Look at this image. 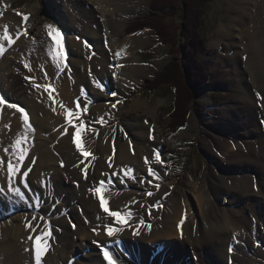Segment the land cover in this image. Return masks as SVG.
<instances>
[{
    "label": "bare ground",
    "instance_id": "6f19581e",
    "mask_svg": "<svg viewBox=\"0 0 264 264\" xmlns=\"http://www.w3.org/2000/svg\"><path fill=\"white\" fill-rule=\"evenodd\" d=\"M54 1L57 4L61 0ZM83 1L91 4L93 11L100 15L99 22L102 26L116 25L120 15L129 9L127 5L129 0ZM238 5L239 10L236 11V15L246 14L245 18H247L252 8L250 0H241ZM69 6L72 11L75 9L73 5ZM55 8L58 9L53 17L60 26L61 22L65 23L67 8L58 4ZM4 10L6 13L0 21L1 36L6 26L14 38L16 34L13 33V29L18 24L17 18L8 14L7 9ZM78 15L71 14L72 18H70L77 20ZM81 20L83 21L82 18ZM100 23L95 24L90 20L85 23L86 27L83 26L79 30L75 26L77 30L75 39L77 38L79 42L71 38L68 45L71 50L69 58H66L61 36L57 38L61 47L59 61L66 63L65 66L68 68H73L75 75H72L71 79L65 77L57 84H50L47 87L46 85L52 80L50 75L43 72L38 74L34 71L35 73L30 77L33 87H30L24 98L28 100L21 102V107L16 105L15 110L10 109L13 107L9 105H12L11 102L19 101L12 98L15 93L12 94L9 90H12L14 84L26 79L22 72L40 67L42 63L38 61L40 59L28 63L25 58L18 57L14 63L19 66L21 72L12 68L3 72V69L10 64V59L6 58L11 48H6L0 58V96L5 98L0 103L1 140L6 141L2 143L1 151L11 160L14 168L19 163V171L12 175L11 180L7 167L3 166L0 169V264H36L34 251L36 244L41 247L45 244L48 246L41 256L40 264L69 262L103 264L98 254L91 252L101 245L108 247L114 253L115 264H138L128 255V251H132L131 244H148L159 237L171 240L166 252L168 263L173 264L178 261L180 264H198L194 263V259L198 258L201 259L199 264H264V110L258 109V104L263 105L264 108V41L262 40L258 47L254 45L252 49L254 60L253 56L247 57L248 66H253L250 68L253 70L249 71L251 78L248 83L260 93L263 102L259 101V98L256 101L251 98L246 104L241 105L239 110L242 122L238 128L249 124L251 131L244 129L241 138H236L238 134L236 133L231 140L223 139L225 137L220 133L214 135L220 142L219 144L211 142L220 147L217 153H211L215 161L213 169L218 173L217 175L208 173L199 179L202 193L195 196L198 205L194 207L186 199L180 201V196L176 194L179 184L168 169L169 164L163 154V140L155 131H146L143 126V124L150 125L148 123L150 121L133 118L131 122L136 140L141 143L138 147L142 155L141 160L137 152L135 154L130 152L129 155L122 152L118 156L115 146H111L109 142L103 143L101 137L104 124L99 117L104 111L114 114L109 106H111L110 99L115 96L112 90L117 82H125L136 77L144 80L151 78L155 72L162 69L163 64L150 66L136 61L137 57L128 64L127 59L132 56L130 52L133 46H140L144 41L143 37L133 36L126 38L120 44L107 42V45L102 46L99 40L101 39L102 42L101 37L103 39L107 37H100ZM24 26H27L26 23ZM116 27L118 29L122 24H117ZM58 31L61 33L60 29ZM243 31L240 32L239 37L243 36ZM83 43H87L89 47L93 46L94 51L90 50L93 55L92 53L89 55ZM125 43L131 45L128 50H125ZM86 51L87 55L84 56ZM117 58L120 60L117 61ZM232 59L231 65H237L236 56ZM26 64L28 67H25ZM237 72L239 76L237 87L244 88L245 76L241 70L238 69ZM26 73H24L25 77H28V72ZM76 77L78 78L74 79ZM51 92H55L52 94L55 102L49 105L47 96ZM19 94L22 95L20 92ZM77 98L82 102L79 108L76 105ZM52 105L56 107L55 112L50 109ZM85 105H87L86 111ZM20 108L24 111L21 112ZM68 110L79 111L81 115L69 116ZM9 114L15 120H9ZM25 114L29 116V121L35 125L37 132L44 130L45 135L51 134L46 144L39 139L32 141L26 139L24 126L21 129L18 127L19 123L24 124ZM70 120L72 123H69ZM82 121L86 124V131L80 133L77 132L75 125ZM196 123L195 114L192 113L185 131L191 133L196 130ZM212 129L209 127V131L205 130L206 138L213 134L210 132ZM9 138L14 139L11 144H8ZM17 139L21 141V147L26 150L22 161L18 160L19 149L14 154L12 148ZM55 139H59L58 144L53 142ZM243 145L248 150L246 154L242 151ZM256 145L258 149L255 148ZM5 149L8 151L5 152ZM81 149L87 150L82 152ZM218 154L221 159L217 158ZM134 155L137 160L133 159ZM42 161L44 163L39 165L38 162ZM237 163L241 166H236ZM121 169L124 175H120ZM24 172L30 174L24 176ZM249 174L255 178L252 179ZM101 182L104 183L105 191L96 193L94 190ZM254 183L260 186L258 192L253 189ZM184 184L183 195L188 193L195 195L198 192L195 191L198 185L195 184L191 174L184 177ZM9 185L12 189H18L20 194L10 191ZM22 195H25V200L22 199ZM101 197L107 200L106 207L132 213L128 221L130 225L127 227L128 234H125L126 229H123L113 237L106 236L100 240L94 237L95 234L105 233L106 224L121 227L116 225L113 218L108 217L101 208ZM156 204L158 206L154 208ZM30 208H32L31 212L28 211ZM38 211L40 212L36 215ZM69 217L75 219V229L70 227L73 224L66 225ZM141 219L144 225L137 229ZM45 222L50 223V237L47 240L37 241L35 237L41 235ZM26 223H30L35 231L27 228ZM93 229L97 231L94 232ZM135 231L139 234L134 235ZM29 236L33 239L30 240ZM121 244L126 247L125 251L116 250ZM139 251L143 252L145 248ZM147 253L153 254L151 251ZM76 255L83 257L75 260ZM106 263L108 264L107 261Z\"/></svg>",
    "mask_w": 264,
    "mask_h": 264
},
{
    "label": "rangeland",
    "instance_id": "374dc122",
    "mask_svg": "<svg viewBox=\"0 0 264 264\" xmlns=\"http://www.w3.org/2000/svg\"><path fill=\"white\" fill-rule=\"evenodd\" d=\"M240 1L241 0H205V3H203L201 6L202 13L199 17V21L201 22L198 30L204 38L203 40L205 50L198 52L196 58L198 63H200L202 67V72L205 75H208V80L207 77H204L205 82L198 87L190 78V73L188 75H185L184 80L182 79L184 81V84H187L188 89L191 91V104L186 120L184 121V127L180 128L174 134H170L166 130V126L168 125L167 115L173 110L177 96L171 84L160 85L157 90L151 92H149L148 90H144L143 86L157 79L158 76H160L163 70H165L171 62L177 63L182 73H187L189 65L186 55H189L190 50L189 48L185 47L187 39L186 36L181 34L179 24L183 22L180 19V15L178 14L180 13L179 10L181 9L180 5L182 4V0H177V3L175 0L173 1L174 10L178 11V13H170L173 8L163 6V17L159 14H156L162 17L160 25L164 28H168L170 33L174 34L173 36L175 37V46L173 47L162 46L159 42L160 40L155 36L153 32L149 30L144 29L135 33L127 31L128 24L131 20L149 14V0H134V2L132 0H129V3L127 4L129 5L128 11L120 15V17L116 20V25L122 24V27L118 29L116 25L107 26L106 24H104L102 26L99 22L100 15L93 11L91 4L83 0H61L57 3L58 5H64L67 8L68 12H66V15H68L64 19L65 23L61 22L60 26H58L56 18L53 17L54 14H56L57 9L59 8H55L57 4H55L54 0H46L45 2H43V0H0V21L2 16L5 15L4 13H6V10H4L5 8L8 10V14L10 13V15H14L17 18L16 23L19 24H16V26H14L13 33L17 34L21 31V33H23L22 37H24L23 40L21 37L12 44L14 46L11 48L6 58L7 60L10 59V64L3 69V72H5L7 69L12 68L20 73L21 71L19 70V66H16V64L14 63L15 60H17L19 57V59L25 58L26 62L28 63L33 60L40 59L38 61L42 63L41 65H43V67L40 65V67H34L32 68L33 70L28 69V71L26 72H28V77H31L32 73H35L34 71H36L38 74L40 72H43L44 74L48 73L52 80L46 85L47 87L50 86V84H57L65 77L67 79H71L72 75H75L72 70L73 68H68L67 66H65L66 63L64 64V62L60 61L59 67H57L56 63H54L51 57L48 55L50 47H52L55 42L52 41V39L49 37L48 30L45 25L52 24L53 27H58L57 30H61L60 36L62 39L61 41H63V48L65 50L64 52L66 53V58H69V56L71 55V50L68 46L71 38L79 42L77 38L75 39V33L77 31L76 27L78 28V30L83 26L86 27L85 23L90 20L95 24L100 23V37H107L105 39L101 37L102 42L101 39L99 40L102 46L107 45V42L120 44V42H123L126 38H130L133 36L143 37L144 41L140 46H133L130 52L132 56H129L127 59L128 64H131L133 58L137 57L136 61L140 63H144L150 66H154L157 63H162L163 67L158 72H155L153 77L145 80L140 77H136L130 78V80L125 82H117V85H115L114 89L112 90V93H114L115 96L110 99L111 106H109L110 110L114 112V114L109 111L100 113V121L104 124V132L101 139L103 143L109 142L111 146H115V150L118 156H120L122 152L127 153L128 155L130 154V152L133 154L137 152L140 155L141 160L142 155L138 150V147L141 145V143L136 140L135 133L131 128V122L133 118L139 121V118H141V121H150L148 122L150 123V125L143 124V126L146 128V131H155L157 133V136L163 140V154L167 159V164H169L168 169L172 173L176 182H178L177 184H179V186L176 188V194L180 196V201L186 199L188 203L191 202V204L195 207L198 205L195 196L202 193V186L199 185V179L208 173H213L214 175H217L218 173L217 170L213 169L215 161L211 156L212 152L217 153V149L220 148L219 145H214L211 143L219 142V138L214 135H218V133H220L225 137L223 139L231 140L234 138L236 133H238L236 138H241V132H244V129H250L251 131V128L249 127V124L246 125V127H244V125L241 126V129L238 128V126L242 122L239 111L240 106L246 104L251 98H254L255 101L257 98H259V101L262 100L263 102V98L260 93H258L256 89L252 88L248 83L251 78L249 71L253 70L250 69L253 66H248L249 61L247 57L248 55L253 56L254 60V52L252 50L254 49V45L255 47H258L260 45V42L262 40L264 41V0H250L252 8L247 18H245L246 14L243 16L236 15V11L239 10L238 3ZM70 4L75 8L73 11L69 9ZM77 10L78 13H76ZM69 12L72 15L79 14L76 17L77 20H75L74 18L71 19L72 16L71 14L69 15ZM165 13L167 14L166 16L164 15ZM84 14L85 16H83ZM25 16L28 17L26 21L24 19ZM81 18L83 19V21L81 20ZM244 18L246 21H248L247 24H244L246 22ZM25 23L27 25L26 27L24 26ZM23 30H26V32H23ZM241 31H243L244 34L243 36L239 37ZM1 33L2 25H0V36ZM2 43L4 44L5 48L9 47L7 41H3ZM83 45L85 49L88 50L89 55L94 51L93 46L89 47L87 43H83ZM129 46L131 45L125 43V50H128ZM147 48L151 49L146 50ZM3 55L4 53L1 54L0 58ZM86 55L87 51L85 52L84 56ZM91 55H93V53ZM235 56L237 58L235 62H238V66L234 65V67L231 64L233 60L232 58H234ZM84 58L87 59V57ZM119 60L120 59L117 58V61ZM114 61H116V59ZM238 69L241 70L245 76L246 82L244 88L243 86H241V88L237 87V79L239 77L237 76ZM26 72H22L24 78H26V75L24 74ZM77 78L78 77L74 79ZM261 79L262 77H260V80ZM260 80L258 79V81ZM8 85L9 84H7V86ZM30 87H33L31 79H24V81L21 80V83L19 81L17 84H14L12 86V90H9L12 92V94L15 93L13 95L14 97L12 98L19 101L17 103H15V101V105L21 107V102L28 100V98H24L28 94L27 91L30 89ZM19 92L22 93V95L19 94ZM54 93L55 92H51L47 96V99H49L50 101L49 105L55 102V99L52 95ZM44 97L46 98V94H44ZM157 102L158 104L156 105ZM11 103L12 105L14 104L13 102ZM113 104H115V107L112 106ZM259 105L261 104H258V109L264 110L263 105H261L260 108ZM10 109L15 110V107ZM50 109H52L53 112L56 111V107L53 105ZM192 113L195 114L197 128L196 130L189 133L186 132L185 129L187 127L189 117ZM8 118L9 120H15L10 114ZM103 118H105L106 120ZM29 123L30 127H26L24 124L22 125V123H19L18 125L19 129L24 126V136H26V139H29L30 141L39 139L46 144L51 134L45 135V133H43L44 130L37 132L35 125L30 121ZM209 127L214 129L210 130V132L213 134L210 135L209 138H206V131H209ZM1 129L2 126L0 124V159H2L3 161V163L1 164L2 166L0 165V169L3 166L7 167L9 161H11L1 151L2 143H6V141L4 142L1 140ZM7 136H9V134ZM245 139L246 138L244 137L243 140ZM7 140L8 144H11L14 141L13 138H9ZM58 141L59 139L53 140L55 144H58ZM209 142L211 144H209ZM50 143H52V140L50 141ZM255 148L258 149V145H256ZM242 151L245 154L248 152L245 145L242 146ZM217 158L221 159L219 154ZM133 159L137 160L135 155ZM43 163L44 161L38 162L39 165H42ZM120 164L124 163L120 162ZM236 166L241 165L240 163H237ZM61 168H63V164H61ZM125 169L126 167L124 168V170ZM168 169H166V171H168ZM30 172L28 174H30ZM189 174L192 175L193 180H195V184L197 183L198 185V188L195 190L198 192L195 195L192 193L183 195V191L185 190L184 177H188ZM252 174L254 176V171L252 172ZM120 175H124V171L122 169L120 170ZM249 176L251 177L252 175L249 174ZM253 176L251 177L252 179L255 178H253ZM131 179L134 178L131 177ZM218 179L222 180V178L219 177ZM253 187L255 192L259 191L260 186L258 185V183H254ZM193 188H195V185ZM25 192L27 193L28 191ZM22 199L25 200V195H22ZM157 205L158 204H156L154 208H157ZM31 209L32 208H30L28 211L31 212ZM23 212L25 213V211ZM39 212L40 211H38L36 215ZM69 224H73L70 227H73L72 229H75L76 224L74 218H68V221H66V225ZM128 226L130 227V225ZM128 226L123 228L126 229L125 234H128ZM106 236V231L105 233H98L94 235V237L98 240L103 239ZM163 241H165V243ZM170 243V239H161V237H159L154 238L153 241H150V243L148 244H131L132 247H130V250L132 251H128V255L133 260L138 262V264H172V262L168 263V261L166 260V252ZM122 244L117 246L116 250L125 251L124 249L126 247H123ZM104 247L108 248L106 246ZM141 248H145V251H139ZM147 251H151L153 252V254L149 255ZM91 252L97 253L102 263L107 264L101 247L96 248ZM80 257L83 256L76 255L75 260H79ZM194 260V263H201V259L196 258ZM64 264L73 263L69 262ZM173 264L180 263L176 261L173 262Z\"/></svg>",
    "mask_w": 264,
    "mask_h": 264
},
{
    "label": "trees",
    "instance_id": "16d2710c",
    "mask_svg": "<svg viewBox=\"0 0 264 264\" xmlns=\"http://www.w3.org/2000/svg\"><path fill=\"white\" fill-rule=\"evenodd\" d=\"M173 1L174 0H149V14L131 21L127 27V31L133 33L146 28L156 34L162 46H175L174 34H171L168 28H164L160 25V21L163 17V6L173 8L170 13H178V11L174 10ZM175 1L177 3V0ZM203 3H205V0H182V4L180 5L181 9L179 10L180 13H178L183 22L179 24L181 34L186 36L187 39L185 47L190 50L189 55H186L189 65L187 73H182L177 63L171 62L157 79L143 86L144 90L151 92L157 90L160 85L171 84L174 92L177 94L175 106L167 115L168 125L166 126V130L171 134L176 133L184 126V121L186 120L187 114L190 110L191 91L188 89L187 84H184L183 80L185 75L190 73V78L198 87L205 82L204 77H207L208 80V75H205L202 72V67L196 58L198 52L205 50L204 38L198 30L201 22L199 21V17L202 13L201 6ZM156 14H159L162 17ZM164 15L166 16L167 14L165 13ZM150 49L151 48H147L146 50Z\"/></svg>",
    "mask_w": 264,
    "mask_h": 264
},
{
    "label": "snow or ice",
    "instance_id": "6c2138e0",
    "mask_svg": "<svg viewBox=\"0 0 264 264\" xmlns=\"http://www.w3.org/2000/svg\"><path fill=\"white\" fill-rule=\"evenodd\" d=\"M25 21L28 19L27 16L24 17ZM45 27L48 30V35L49 37L52 39V41H54L55 43L52 45V47H50L49 51H48V55L51 57V59L53 60L54 63H56L57 67H59V58L61 55V47L60 44L57 40V38L61 35V33L52 25H45ZM19 37V33H17V38ZM3 41H7V44L9 46H11L15 41L13 39V37L11 36V34L8 32L7 27L5 26V30L3 32V35L0 36V54H3L5 51V46L2 43ZM53 49L55 51V54L53 52ZM25 67H28V65L26 64ZM26 79H32L30 77H26ZM4 97L0 96V103H2L4 101ZM82 102L79 100V98H77L76 100V105L77 108L80 107V104ZM10 107H16V105H9ZM113 107H115V104L112 105ZM87 109V105H85V111ZM21 112H23V109H19ZM67 114L69 116H77L79 117L81 115V113L79 111H75L72 112L71 110H68ZM102 119V118H101ZM23 122L24 125L26 127H30V123H29V116L27 114L24 115L23 117ZM69 123H72V121L70 120ZM77 132L83 133L84 131H86V124L85 122H81L80 124L75 125ZM34 130V129H33ZM67 131V130H65ZM79 147V145H78ZM13 148V152L15 154L16 150L19 149V154H18V160L22 161L25 158V152L26 150L23 149L21 147V141L19 139H17L14 144L12 145ZM87 149H81V151H85ZM8 149H5V152H7ZM157 159H159L158 155H157ZM145 162L147 163V158H145ZM3 161L2 159H0V164H2ZM7 171L9 174V179L11 180L12 175L19 171V163H17L16 168L13 167V164L11 163V161H9L8 166H7ZM24 176H27L28 173L24 172L23 174ZM9 190L10 191H15L18 195L19 190L18 189H12L11 185H9ZM90 191H93L92 189H90ZM96 193H101L103 191H105V187H104V183L101 182L100 186L97 187L94 190ZM149 195H151V193H149ZM107 200H105L103 197L100 198V204H101V208L104 209V211L107 213L108 217L113 218V221L116 225H120L121 227L117 228L112 226V224H106L104 225V229L106 231V234L108 237H113V235L115 233H118L120 231L123 230V228L125 226H128V221L131 219L132 213L131 212H126L124 210H112L108 207H106L107 205ZM158 206V205H157ZM35 219V217L33 218ZM181 223H183V221H181ZM141 225H144V221L143 219H141L139 221V223L137 224V229H139V227ZM26 227L27 228H31L32 231H35V228L30 224V223H26ZM150 228V226H148ZM94 232L97 231V229H93ZM134 235H138L139 232L135 231L133 233ZM50 237V223L49 222H45L44 223V229L41 232V235L36 236L35 239L37 241L44 239L47 240ZM29 239H33V237L29 236ZM47 244L44 245V247H41L39 244L35 245L34 251H35V260H36V264H40V260H41V256L44 254V252L47 250ZM101 248L103 250V255L105 260L108 262V264H115V260H114V253L111 252L108 248H105L103 245H101Z\"/></svg>",
    "mask_w": 264,
    "mask_h": 264
}]
</instances>
